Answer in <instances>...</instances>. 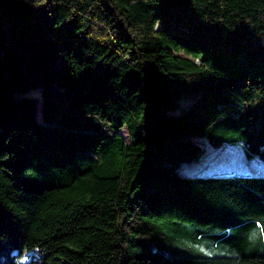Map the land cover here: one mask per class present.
Instances as JSON below:
<instances>
[{
    "label": "trees",
    "instance_id": "obj_1",
    "mask_svg": "<svg viewBox=\"0 0 264 264\" xmlns=\"http://www.w3.org/2000/svg\"><path fill=\"white\" fill-rule=\"evenodd\" d=\"M195 136L264 159V0H0V264H264Z\"/></svg>",
    "mask_w": 264,
    "mask_h": 264
},
{
    "label": "rangeland",
    "instance_id": "obj_2",
    "mask_svg": "<svg viewBox=\"0 0 264 264\" xmlns=\"http://www.w3.org/2000/svg\"><path fill=\"white\" fill-rule=\"evenodd\" d=\"M37 93V91H31ZM180 104H184L186 100L180 99ZM174 113V111H171ZM39 118L40 109H39ZM125 140L129 142L126 128L121 129ZM193 139L203 147L199 156L203 153L199 163H195L194 167H189V163H182V170L194 174H250L252 172L264 173V159L258 155L249 154L244 151V147L240 143L223 144L220 149H212L202 136H195ZM199 164V165H198ZM213 253V251H210ZM31 254H25L21 257V262L26 263L30 260Z\"/></svg>",
    "mask_w": 264,
    "mask_h": 264
},
{
    "label": "water",
    "instance_id": "obj_3",
    "mask_svg": "<svg viewBox=\"0 0 264 264\" xmlns=\"http://www.w3.org/2000/svg\"><path fill=\"white\" fill-rule=\"evenodd\" d=\"M212 175H217V174H212Z\"/></svg>",
    "mask_w": 264,
    "mask_h": 264
}]
</instances>
